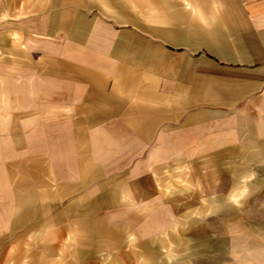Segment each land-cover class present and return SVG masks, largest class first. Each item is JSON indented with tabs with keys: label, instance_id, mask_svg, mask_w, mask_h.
I'll list each match as a JSON object with an SVG mask.
<instances>
[{
	"label": "crops",
	"instance_id": "1",
	"mask_svg": "<svg viewBox=\"0 0 264 264\" xmlns=\"http://www.w3.org/2000/svg\"><path fill=\"white\" fill-rule=\"evenodd\" d=\"M0 264H264V0H0Z\"/></svg>",
	"mask_w": 264,
	"mask_h": 264
}]
</instances>
